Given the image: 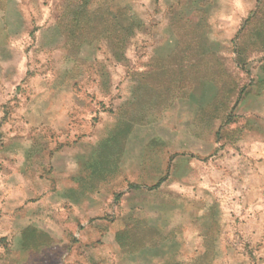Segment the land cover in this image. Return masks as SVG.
Instances as JSON below:
<instances>
[{"label": "rangeland", "instance_id": "374dc122", "mask_svg": "<svg viewBox=\"0 0 264 264\" xmlns=\"http://www.w3.org/2000/svg\"><path fill=\"white\" fill-rule=\"evenodd\" d=\"M260 117L264 0H0V264H264Z\"/></svg>", "mask_w": 264, "mask_h": 264}, {"label": "crops", "instance_id": "0c3cea01", "mask_svg": "<svg viewBox=\"0 0 264 264\" xmlns=\"http://www.w3.org/2000/svg\"><path fill=\"white\" fill-rule=\"evenodd\" d=\"M250 123L251 126L246 136H242L239 140V143H241L240 145L242 147V150L245 153L238 156L236 152L232 151L234 150L233 148H229L228 150L231 152L230 154L232 156V160H236L238 158L240 159V166L235 164L233 167H226V169L223 170V173L221 172L223 175H220L221 173H214L219 177H223L222 182L227 185L229 184V189L231 193L235 194L240 191V193L245 194L246 192L244 191H247L248 193H246L244 197V201L246 203L252 196L251 192L253 191V186L261 184L264 180V119L261 117L259 119L256 118L255 122L251 121ZM232 143L234 142H231V144ZM244 154H246V156H244ZM233 155L235 156L233 157ZM192 160L185 161L184 159H181V161H179L174 171L175 182L183 187H191L192 189L198 188L199 186L202 187L205 184H213V180L208 179L207 177L208 173H206L205 175L197 165H194L195 161ZM1 162H8V156L5 155V153L1 157ZM2 165H4V163ZM205 176L207 178H205ZM4 178L6 179V173L4 174ZM164 180L165 178L158 179L156 181V185H161ZM220 181V179L216 180V182ZM182 199H184V197ZM80 262L84 263L87 261L82 259V261Z\"/></svg>", "mask_w": 264, "mask_h": 264}, {"label": "trees", "instance_id": "16d2710c", "mask_svg": "<svg viewBox=\"0 0 264 264\" xmlns=\"http://www.w3.org/2000/svg\"><path fill=\"white\" fill-rule=\"evenodd\" d=\"M117 241L119 242V244L122 246V245H124V242L127 240V238H124L123 236H122V234L120 235V234H118L117 236Z\"/></svg>", "mask_w": 264, "mask_h": 264}]
</instances>
